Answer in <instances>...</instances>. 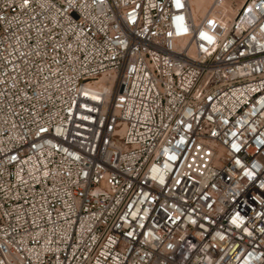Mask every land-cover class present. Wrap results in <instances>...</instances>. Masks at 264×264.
<instances>
[{
  "label": "built area",
  "instance_id": "obj_1",
  "mask_svg": "<svg viewBox=\"0 0 264 264\" xmlns=\"http://www.w3.org/2000/svg\"><path fill=\"white\" fill-rule=\"evenodd\" d=\"M0 264H264V0H0Z\"/></svg>",
  "mask_w": 264,
  "mask_h": 264
},
{
  "label": "rangeland",
  "instance_id": "obj_2",
  "mask_svg": "<svg viewBox=\"0 0 264 264\" xmlns=\"http://www.w3.org/2000/svg\"><path fill=\"white\" fill-rule=\"evenodd\" d=\"M243 0H190L195 17L212 13L217 16H231ZM195 8L197 12L194 14Z\"/></svg>",
  "mask_w": 264,
  "mask_h": 264
},
{
  "label": "bare ground",
  "instance_id": "obj_3",
  "mask_svg": "<svg viewBox=\"0 0 264 264\" xmlns=\"http://www.w3.org/2000/svg\"><path fill=\"white\" fill-rule=\"evenodd\" d=\"M197 12V9L195 8V10H194V14ZM234 14V13H233ZM226 17H228V15H226ZM101 85V84H100Z\"/></svg>",
  "mask_w": 264,
  "mask_h": 264
}]
</instances>
